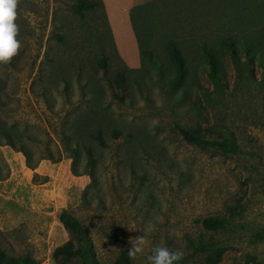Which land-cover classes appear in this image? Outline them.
I'll return each instance as SVG.
<instances>
[{
	"label": "rangeland",
	"instance_id": "obj_1",
	"mask_svg": "<svg viewBox=\"0 0 264 264\" xmlns=\"http://www.w3.org/2000/svg\"><path fill=\"white\" fill-rule=\"evenodd\" d=\"M71 1L17 3L18 37L28 36L20 39H26L27 55L41 60L47 53L52 61L41 65L43 80L34 79L36 71L28 67L19 71L0 64V96L7 111L2 118L39 139L40 145L26 141L34 161L46 145L60 161L44 159L28 171L23 154L1 149L11 174L0 182V249L36 264H54L53 250L69 240L61 221L65 212L88 232L100 264H115L128 252L129 241L143 234L144 252L131 257L132 264H148L146 257L157 244L182 251L184 264H209L208 259H214L212 264H264V240L258 237L264 230L262 68L250 56L256 82L242 80L224 48L225 40L233 38L260 47L264 55V0L148 3L136 30L156 66L144 57L141 70L127 73L122 100L113 93L120 91L115 78L122 61L112 50L109 33L100 35L101 15L80 20ZM169 40L180 45L190 65L187 82L175 91L168 83L173 76ZM204 44L214 50L225 73L222 91L214 90L207 75ZM104 55L110 60L102 70ZM240 56L245 59L244 48ZM195 82L205 87V94ZM176 124L210 140L233 133L239 153L222 156L201 148L185 140ZM97 130L108 148L89 140ZM115 130L123 133L118 140L112 138ZM62 132H74L91 145L97 157L94 178L73 174ZM86 164L82 154L80 172H86ZM229 205L237 207L234 216ZM219 214L228 219L225 229L203 226L204 218ZM149 223L154 229L145 232ZM201 241L216 244L221 257L211 248L199 250Z\"/></svg>",
	"mask_w": 264,
	"mask_h": 264
},
{
	"label": "trees",
	"instance_id": "obj_2",
	"mask_svg": "<svg viewBox=\"0 0 264 264\" xmlns=\"http://www.w3.org/2000/svg\"><path fill=\"white\" fill-rule=\"evenodd\" d=\"M146 5L137 6L131 11V18L136 30L137 20L141 19L143 9ZM71 10L72 12L80 19L85 20L90 15L100 14L101 19L103 20V27H101L100 35L103 37V33L107 31L110 36V42L112 46V50L114 49V43L112 40L111 30L107 21V16L104 9V3L102 0H72L71 1ZM56 20V18L54 19ZM21 25H25V21H20ZM29 33V31H27ZM137 32V30H136ZM53 33V31H52ZM54 35L57 32L53 33ZM27 35H21L17 37L19 40L21 37L26 38ZM28 37V36H27ZM139 37V35H138ZM140 39V37H139ZM23 42H26V39L20 40L22 47L18 50V53L15 59H12L10 62L6 63L5 66H11L13 69H18L22 71L27 67L31 69L32 72L36 71L34 79L40 77L42 80L45 73L44 66H41L42 63H49L52 61L51 58H48L47 53H45L44 57L40 60L37 56L29 57L26 53V49L23 45ZM50 48V47H49ZM224 48L228 50L231 61L234 65L235 70L237 71L240 78L244 81L251 80V82L255 81L253 73L250 70L251 59L250 56H253L254 59H259V63L262 68V78L260 80V84L264 86V55L261 51L260 47H256L254 45H250L248 42H238L233 38H227L225 40ZM245 49V59L242 60L240 56L241 49ZM140 49H141V58H142V66L144 57H147L150 64L155 65L154 55L151 51H145L142 48L141 40H140ZM167 54L169 60L173 66V76L169 78V89L172 91L180 89L188 80V75L190 71V65L188 60L180 47V45L174 41L169 40L167 42ZM224 52V49H223ZM116 56L118 53L115 51ZM201 56L204 61L209 65L206 69L207 75L210 79L211 84L215 91H222L227 87V83L225 81V73L222 70L220 61L216 53L212 48L209 47L208 44H204L201 50ZM119 61L121 62L119 56ZM110 60L109 55H104L100 60L101 69L105 70L107 68V63ZM40 63H39V62ZM38 63V64H37ZM141 66V68H142ZM140 69H130L122 62V69L118 71L116 75V88L120 91L114 89V97L122 100L121 96L122 92L127 90L128 86V76L127 73L139 71ZM256 82V81H255ZM112 82H110L111 84ZM195 87L198 91L205 94L207 91L200 82L194 83ZM111 88H114L113 85H110ZM1 90V89H0ZM47 88L42 87L40 89L41 94L45 96L47 94ZM1 92V91H0ZM5 103L0 96V182H4L10 178L11 170L3 157L1 149L4 147H10L14 151L21 153L24 155L26 159V167L30 170H34L40 164V162L44 159L51 160L53 162L60 161L55 157V153L53 149L46 145L42 149H40L39 158L34 161V151L29 147L26 141H32L40 145L39 139L29 132H20L14 129L13 127L7 124L2 118V114L6 113ZM176 128L182 137L201 147L204 149H211L216 151L222 156H231L239 153V147L236 142V138L233 133H229V135H223L219 133L220 139H204L195 129L193 128H185L179 124H176ZM214 129H212L213 131ZM216 132V131H213ZM122 132L120 130H115L113 132L112 138L113 140H118L122 136ZM63 137V145L64 151L69 153L70 158L74 161L72 166V171L74 175H83L86 174L91 178H94V169L97 163V157L93 148L88 142H81L80 138H77L75 133H65L62 132ZM71 140H74L75 143L72 144ZM89 140L91 142H95L101 148H108V142L106 141L103 132L101 130H97L89 134ZM83 152V153H82ZM84 154L86 156L87 164L85 166L86 172H80L77 167V161L81 158V155ZM236 205L227 206V210L230 213V216H234L237 212ZM61 221L69 234V240L62 246H59L53 250L52 260L54 264H100L99 259L96 255V250L94 248L92 239L88 232L83 228L82 224L78 219L73 217L68 213H62ZM203 226L209 230H220L225 229L227 227L228 219L225 215L219 214L214 216L206 217L202 220ZM258 237L261 240H264V230L258 233ZM199 250L213 249L216 254V258L219 259L221 257L220 248L217 247L214 243L209 242H200ZM214 259H208V263L212 264ZM0 264H36L35 260L28 257H15L13 255L7 254L4 250L0 249ZM115 264H132L131 257L127 253H122L116 260ZM179 264H184L183 261H180Z\"/></svg>",
	"mask_w": 264,
	"mask_h": 264
},
{
	"label": "clouds",
	"instance_id": "obj_3",
	"mask_svg": "<svg viewBox=\"0 0 264 264\" xmlns=\"http://www.w3.org/2000/svg\"><path fill=\"white\" fill-rule=\"evenodd\" d=\"M17 3L18 0H0V64H6L17 55L20 48L18 37L17 18ZM154 229V225L149 223L145 232H150ZM131 247L127 254L129 257H135L144 252L146 238L137 236L129 241ZM184 253L182 251H170L167 246L159 244L152 246L151 254L146 259L148 264H179Z\"/></svg>",
	"mask_w": 264,
	"mask_h": 264
},
{
	"label": "crops",
	"instance_id": "obj_4",
	"mask_svg": "<svg viewBox=\"0 0 264 264\" xmlns=\"http://www.w3.org/2000/svg\"><path fill=\"white\" fill-rule=\"evenodd\" d=\"M153 0H102L111 30L114 49L130 69L142 66L140 39L134 28L131 11ZM28 171H32L27 169Z\"/></svg>",
	"mask_w": 264,
	"mask_h": 264
}]
</instances>
